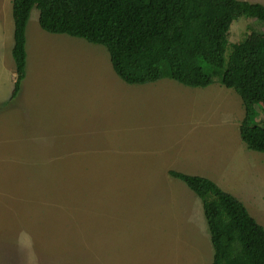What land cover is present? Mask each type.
<instances>
[{
	"label": "rangeland",
	"instance_id": "obj_1",
	"mask_svg": "<svg viewBox=\"0 0 264 264\" xmlns=\"http://www.w3.org/2000/svg\"><path fill=\"white\" fill-rule=\"evenodd\" d=\"M12 5L0 0V264H212L202 201L171 169L213 180L264 227V153L241 139L242 100L220 77L128 84L104 46L43 30L34 7L10 100ZM263 32L235 18L225 61Z\"/></svg>",
	"mask_w": 264,
	"mask_h": 264
},
{
	"label": "trees",
	"instance_id": "obj_2",
	"mask_svg": "<svg viewBox=\"0 0 264 264\" xmlns=\"http://www.w3.org/2000/svg\"><path fill=\"white\" fill-rule=\"evenodd\" d=\"M47 32L104 46L115 73L128 84L169 78L189 87L221 83L241 98L240 136L264 153V32L255 41L225 50L233 20L246 15L264 21V4L246 0H13L15 76L10 100L26 77V29L31 10ZM202 201L214 249L212 264H264V227L233 194L213 180L171 169Z\"/></svg>",
	"mask_w": 264,
	"mask_h": 264
},
{
	"label": "crops",
	"instance_id": "obj_3",
	"mask_svg": "<svg viewBox=\"0 0 264 264\" xmlns=\"http://www.w3.org/2000/svg\"><path fill=\"white\" fill-rule=\"evenodd\" d=\"M14 71H15V64H14Z\"/></svg>",
	"mask_w": 264,
	"mask_h": 264
}]
</instances>
